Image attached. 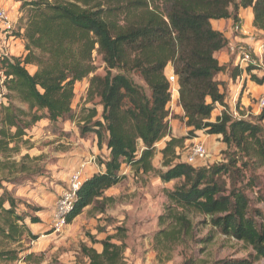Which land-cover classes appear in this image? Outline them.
<instances>
[{
  "label": "trees",
  "instance_id": "16d2710c",
  "mask_svg": "<svg viewBox=\"0 0 264 264\" xmlns=\"http://www.w3.org/2000/svg\"><path fill=\"white\" fill-rule=\"evenodd\" d=\"M246 8L253 9L254 27L264 31V0H22L25 53L0 57L9 92L7 103L0 105V261L30 260L33 252L21 257L10 244L24 236L39 238L26 219L37 223L40 218L18 213V201L4 182L19 183L33 172L32 163L40 157L25 154L17 161L13 154L28 142L27 130L39 121L55 123L71 117L75 84L95 72V51L102 55L106 74L91 79L89 96L100 98L102 105L101 119L93 122L91 132L100 147L105 142L109 156L98 161L105 171L84 181L67 223L91 206L104 214L115 200L105 193L127 178L121 173L127 165L136 175L155 173L163 182L178 180L172 190H165L169 202L158 216L159 229L153 236L160 261L170 260L177 247L197 242L195 215H203L213 232L251 246L254 259L264 258V230L251 213L247 195L233 182L253 157L264 164V127L244 114L237 118L230 112L226 91H221L222 83L217 80L226 67L216 57L228 40L212 24V20L228 18L236 23L240 10ZM170 65L178 77L185 112L174 118L189 128L181 137L173 135L169 122L172 92L166 69ZM29 66L36 70L30 72ZM253 69L246 68L251 80L263 85L264 75ZM132 74L143 83L136 82ZM216 104L224 110L212 120ZM97 115L98 109L93 108L89 118ZM263 118L264 110L259 119ZM199 131L220 135L233 149L225 163L197 167L179 161L176 149ZM86 133L82 128L81 134ZM166 137L170 140L162 157L167 169L161 170L153 159L156 144ZM127 235L123 225L115 226V232L101 240L89 234L91 242L102 244L103 249L83 243L82 260L76 264H128ZM212 239L211 233L207 240ZM3 241L9 247H3ZM252 263L249 258L219 261ZM183 264H195L194 257L184 256Z\"/></svg>",
  "mask_w": 264,
  "mask_h": 264
},
{
  "label": "rangeland",
  "instance_id": "374dc122",
  "mask_svg": "<svg viewBox=\"0 0 264 264\" xmlns=\"http://www.w3.org/2000/svg\"><path fill=\"white\" fill-rule=\"evenodd\" d=\"M18 2L19 18L15 23L14 38L11 41L22 39L23 26L26 21L25 13L21 11L22 0H0V7H4L10 12L12 7L6 3L14 4ZM17 11V9H16ZM264 36V34H263ZM10 41V42H11ZM0 42H2L0 40ZM11 45L9 44V49ZM10 52V51H9ZM25 53V51H24ZM95 72L88 77L76 82L75 97L72 103L73 113L71 117L60 119L57 122H50L48 119L39 121L32 128L27 130V143L20 144V151L14 153L12 159L20 161L22 156L29 154L31 157H40V160L32 163L33 172L27 173L26 177L17 184L4 182V185L12 192V195L18 201L17 211L20 214L35 215V210L31 207H40L41 200L45 201V207H54L62 192L66 189L69 179L74 172L68 166V159L72 155L74 146L83 145L90 151L89 158L82 163H89L93 157L91 149V137L93 132V122L101 119L102 105L100 98L89 96V88L93 76H104L106 74V64L102 55L96 51L93 54ZM33 72V67H28ZM4 70L0 64V105L7 101L9 93L4 84L5 78L2 77ZM264 75V74H263ZM132 78L143 83V80L137 75L132 74ZM264 85V84H263ZM254 86L251 90L250 100L244 111H237L243 114L247 119L259 122L264 127V118L259 119L264 108L259 105V100L264 96V86ZM173 101V97H172ZM6 104V103H5ZM19 105V103H17ZM27 109V105L20 104ZM97 108L98 115L90 119L91 109ZM216 108L219 105L216 104ZM216 108L212 114V120L217 117ZM223 111V110H222ZM234 115L235 110H230ZM68 122V123H67ZM75 123L79 130L65 132L64 123ZM184 124V123H183ZM85 128L87 133L81 134V129ZM188 132V131H187ZM200 139H188L181 148H177L179 161L186 162V156L193 143H204L211 149V155L206 163L198 164L197 167L208 166L216 163H225L232 153L220 138L208 136L204 131H199ZM80 137L88 139L89 145L85 144ZM81 139V140H80ZM192 140V141H191ZM76 142L80 144L76 145ZM159 144V143H157ZM161 141H160V144ZM223 147L224 149H221ZM1 158V156H0ZM98 160H102L99 156ZM153 162L157 169L166 170L163 166V157L155 155ZM241 162L239 166L241 167ZM130 168V167H129ZM131 169V168H130ZM132 170V169H131ZM241 173H237L233 182L237 188H240L248 197L250 210L258 226L264 230V164L253 157L248 161V167L241 168ZM91 169L85 171V177L89 175ZM131 180L123 181L120 185L112 189L109 193L115 198L104 214L95 210L94 206L86 208L82 214L77 216L71 223L59 232H53L51 229L41 234L33 240L29 236H24L17 243L10 244L12 249H17L21 257L33 252L27 264H76L82 260L81 246L83 243L93 246L89 234L95 235L97 239H104L109 233L115 232V226L123 225L128 230L126 238V258L128 264H183L184 256L194 257L195 264H219L222 259H251L252 264H264V258L254 259L256 252L251 246L239 241L233 237L225 236L219 232H213L212 226L205 223L207 219L203 215L193 216L196 224L197 242L176 248L170 260L160 261L157 258V252L154 249L153 236L159 229L158 214L164 211L169 199L165 190H172L178 183L173 180L168 184L164 183L155 173L135 174L132 170ZM131 181V183H129ZM228 185H231V179L228 178ZM134 190H132L131 188ZM3 193L0 190V195ZM151 201L152 203H149ZM145 205H147L145 207ZM8 207L9 205L6 204ZM156 214V215H155ZM157 219V221H154ZM206 221L204 222V220ZM105 227V231L100 232L99 228ZM212 233L213 239L207 240ZM204 239V241H202ZM8 242L3 241V247ZM99 246V245H98ZM31 249V250H30ZM22 259L17 261H0V264H20Z\"/></svg>",
  "mask_w": 264,
  "mask_h": 264
},
{
  "label": "crops",
  "instance_id": "0c3cea01",
  "mask_svg": "<svg viewBox=\"0 0 264 264\" xmlns=\"http://www.w3.org/2000/svg\"><path fill=\"white\" fill-rule=\"evenodd\" d=\"M7 6L10 5L12 7V11L10 12V17L13 20V22H17L19 16V5L18 2H15L14 4L6 3ZM17 9V11H16ZM239 21L243 24V33H235L232 29L233 25L235 24V21L233 18L228 19H220V20H212V24L215 29L219 30L224 34V36L228 40V44L225 48L218 51L216 53V57L218 58L221 65H224L226 69L222 72H220L217 75V80H219L221 84V91H226V102L230 107V110H237L239 109L241 111H244V108H247L246 106L249 103L251 90L254 88V86H258L257 83L251 80L250 74L246 71V69H242L237 66V59H238V53L236 46L243 45L247 48H249L252 52L258 53L260 50V46L264 44V31L257 30L254 25V14L252 8H246L241 9L239 12ZM11 48L9 49L10 55L12 56H21L24 54V40L23 39H17L15 41L10 42ZM33 67V72L36 70V67ZM173 71L172 66H168L166 69L167 73H170ZM253 73L258 74L259 76H263L264 70L262 69H256L254 68L252 70ZM264 86V85H263ZM76 91V90H75ZM219 105V108H216L217 116L222 114V110H224V106ZM168 108L171 111V115L169 116V122L171 126V130L174 136L181 137L187 134V131L189 128L183 124V122L177 118H174V115L183 116L184 110L180 104V97L179 92L175 94L174 99L171 103H169ZM244 114V112H243ZM245 117V115H244ZM68 123V122H67ZM67 123H64V128L62 129L65 132H71L72 130H79V127L73 122H69V125ZM198 137L200 136L197 132ZM208 136H214L217 138H220V135H209ZM196 137L195 139H200ZM83 142H86L85 144L89 145L88 139L84 137H80ZM91 149L93 151V157H95V160L91 163V165H88L89 167H85L86 173L87 170L91 169V172L85 180L93 176L95 173L98 172H104L105 171V165L99 164L98 157L100 156L103 160H106L109 156V150L107 149V146L105 142L102 144V147L98 144V137L95 133H93V136L91 137ZM80 139V140H81ZM170 140V137H166L161 141L162 145L156 144L157 152L156 154L159 156H162V150L166 146V142ZM192 141V140H191ZM80 144V142H76V145ZM208 147V146H207ZM221 149H224L223 147H220ZM208 149L211 151V149L208 147ZM71 156L68 159V166L72 168L73 171L78 169L80 165L82 164L83 160L89 158L90 151L83 147V145L74 146L73 150L71 152ZM154 166L156 167L155 163L153 162ZM131 169L127 165H123L121 169V173L126 175V180H131ZM122 181V182H123ZM122 182L117 184L116 186L110 188L106 191L105 195L112 196L109 192L120 185ZM131 183V181H129ZM168 184L169 182H164ZM132 187L131 189L134 190ZM40 207L41 210L35 212V216H38L40 218V221L37 223H32L29 218L26 219V223L31 230L33 234L41 236L44 232L50 230L52 228L51 220L54 212V207H45V201H40ZM149 203H152L151 201H148ZM147 205H145L146 207ZM161 214V213H160ZM157 215V219L158 216ZM156 215V214H155ZM155 219L154 221H157ZM99 245V246H98ZM93 247L96 248L98 251H102L103 246L102 244L96 243L93 244ZM31 250V249H30ZM20 264H27L26 262H21Z\"/></svg>",
  "mask_w": 264,
  "mask_h": 264
},
{
  "label": "built area",
  "instance_id": "2783aa9c",
  "mask_svg": "<svg viewBox=\"0 0 264 264\" xmlns=\"http://www.w3.org/2000/svg\"><path fill=\"white\" fill-rule=\"evenodd\" d=\"M14 29L15 23L11 19L9 11L4 7H0V40L2 41L0 42V57L2 55L10 54L9 44L10 41L15 37ZM232 29L235 33L244 32L241 21L236 22ZM236 49L238 53V67L246 69L248 66H253L256 69L264 70V44L260 46L258 53L252 52L249 48L243 45L236 46ZM2 77L5 78V75L2 74ZM167 77L170 83L172 97L174 99L175 94L179 92L178 77L174 70L170 73H167ZM0 82H3V79ZM5 103H7V101H4L3 104ZM259 105L261 108H264V96L260 98ZM234 116L241 118V115L237 113V110H235ZM210 157H212L211 152L204 143H193L187 153L186 162L191 165L198 166V164L206 163ZM93 160H95V157H91L89 162H93ZM86 165V162L82 163L80 167L72 173L66 189L62 192L56 202L51 220V230L53 232H59L68 225L67 217L73 210L74 205L77 202L78 191L85 181L84 177L86 173L84 170Z\"/></svg>",
  "mask_w": 264,
  "mask_h": 264
}]
</instances>
